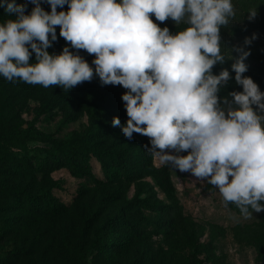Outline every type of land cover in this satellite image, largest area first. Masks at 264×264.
<instances>
[{"label": "rangeland", "instance_id": "374dc122", "mask_svg": "<svg viewBox=\"0 0 264 264\" xmlns=\"http://www.w3.org/2000/svg\"><path fill=\"white\" fill-rule=\"evenodd\" d=\"M232 2L235 16L220 29L226 59L212 72L232 70L235 48L243 46L250 54L242 75L264 91V0ZM41 6L51 10L46 0ZM32 7L29 2L25 13ZM62 9L67 11V4L57 6ZM250 9H256L252 19ZM7 15L0 7V22ZM151 18L172 33L186 26ZM55 27L57 40L47 51L58 54L70 42ZM253 33L256 38L245 44ZM70 51L91 65L92 54L71 46ZM34 59L35 53L30 62ZM122 89L102 85L95 73L68 90L0 75V264H185L187 259L193 264H264V245L257 241L264 238V211L249 209L252 214L245 216L235 203L225 204L206 178L163 165L153 154L150 169L167 167L171 192L140 169L138 146L148 137L136 132L126 137L112 125L103 101L120 99ZM119 119L124 124L128 118ZM29 126L49 139L23 136L20 131ZM63 141H73L87 157L64 154ZM105 150L122 156L127 176L109 173L113 164L96 153ZM160 206L177 222L173 229L161 223Z\"/></svg>", "mask_w": 264, "mask_h": 264}, {"label": "clouds", "instance_id": "9594fccd", "mask_svg": "<svg viewBox=\"0 0 264 264\" xmlns=\"http://www.w3.org/2000/svg\"><path fill=\"white\" fill-rule=\"evenodd\" d=\"M29 2L34 7L26 14ZM46 2L50 11L41 0H0L8 14L0 22V75L68 90L95 73L102 85H121L128 119L121 124L114 116L113 126L128 138L133 132L149 137L148 151L161 164L206 178L225 204L235 203L245 216L249 209L264 211V91L242 75L250 49L236 47L231 64L242 91L218 96L232 77L228 68L212 72L226 59L220 29L235 16L232 0ZM65 4L67 11H57ZM150 14L186 26L172 33ZM248 14L254 18L256 9ZM57 25L72 48L95 54L91 65L67 44L58 54L47 51L57 40ZM255 38L253 33L244 43Z\"/></svg>", "mask_w": 264, "mask_h": 264}, {"label": "trees", "instance_id": "16d2710c", "mask_svg": "<svg viewBox=\"0 0 264 264\" xmlns=\"http://www.w3.org/2000/svg\"><path fill=\"white\" fill-rule=\"evenodd\" d=\"M15 2H17V0H15ZM94 55L95 54H92L93 58H94ZM213 68L219 69L217 64H215ZM229 71H230L232 78L228 81V83L225 86L222 87L220 91V96H227L228 93L233 90L239 91L237 84L235 83V80H234L235 74L233 73L232 70L229 69ZM119 86L122 87L121 85L117 84L118 88ZM122 88H123L122 89L123 93L127 91V89H125L124 87ZM229 99H232V98L229 97ZM103 101L107 107V112L110 116L112 117L116 116L120 118L122 117V115H124V117L128 118L126 115V109L124 107L125 102L121 98L110 100L109 97H106L104 98ZM20 133L27 138H38V139H43V140L49 139L48 134L42 131H37L32 126H29L27 129L20 131ZM149 141H150L149 137L145 138L141 140L138 146V152H139L138 162L140 164V169L151 172L158 186L164 192L169 193L172 190V183L170 180V174H169L167 167L163 166L157 169H153V168L150 169L151 161H152V153L148 151V148L151 147ZM62 143H63V146H65V149H67V151L64 152V154L66 153L70 154L71 152V154L80 156L82 158L87 157L78 149V147L75 145V143H73V141H63ZM96 153H98L99 155H101L102 157H104L110 163L113 164V168L109 172L110 174L116 175L119 178H122L128 175V171L126 170V162L122 158V156L119 155V153L111 151V150H105L103 152L97 151ZM158 210L160 211V215L162 216L161 223L173 229L176 226L177 222L174 219H169L168 214H167L168 208L160 206ZM257 241L264 245V238H258ZM185 264H193V262L191 259H187L185 261Z\"/></svg>", "mask_w": 264, "mask_h": 264}]
</instances>
